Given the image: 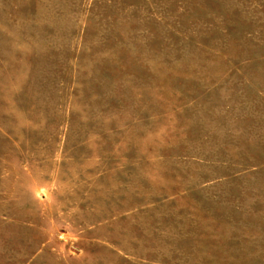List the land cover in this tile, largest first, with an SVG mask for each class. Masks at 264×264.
Masks as SVG:
<instances>
[{"label":"rangeland","instance_id":"rangeland-1","mask_svg":"<svg viewBox=\"0 0 264 264\" xmlns=\"http://www.w3.org/2000/svg\"><path fill=\"white\" fill-rule=\"evenodd\" d=\"M0 264H264V0H0Z\"/></svg>","mask_w":264,"mask_h":264}]
</instances>
